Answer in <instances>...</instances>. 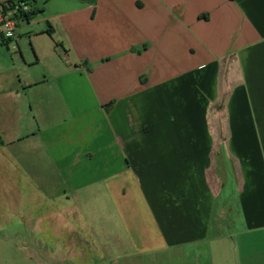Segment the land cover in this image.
<instances>
[{"label": "crops", "instance_id": "0c3cea01", "mask_svg": "<svg viewBox=\"0 0 264 264\" xmlns=\"http://www.w3.org/2000/svg\"><path fill=\"white\" fill-rule=\"evenodd\" d=\"M32 5L17 19L18 81L0 82V182L19 198L15 171L31 185L54 175L46 193L60 207L40 217L64 231L87 218L83 205L141 216L150 229L126 231L120 251L248 264L244 244L264 242V0Z\"/></svg>", "mask_w": 264, "mask_h": 264}, {"label": "rangeland", "instance_id": "374dc122", "mask_svg": "<svg viewBox=\"0 0 264 264\" xmlns=\"http://www.w3.org/2000/svg\"><path fill=\"white\" fill-rule=\"evenodd\" d=\"M19 62H22L21 57L18 52L13 51L11 44L7 46L0 43V72L4 71L0 74V82L5 81L10 84L12 79L18 81V69L15 64ZM20 94L21 96H13V103L17 106L19 113L17 125L23 127L28 121L29 105L27 94L24 92ZM9 95L12 96V94ZM2 176L0 264H115L116 262V264H190L191 262L189 257H184L186 256L184 251L178 255H171L174 251H167L161 245L160 249L153 251L132 246L120 251L119 248L125 244L128 231L133 234L132 230L135 228L140 231L150 229V224L139 215H136L134 220L121 221V217L118 219L116 216L108 219L105 213L91 214L87 206L83 205V210L88 214L87 218L83 217L82 219L85 220L81 224L73 222L74 227L68 231L59 229L54 217H40L41 213L54 212L60 207L58 201L55 202L47 196V193L51 195L58 191V189H50L53 185L49 184V181L54 175H49L47 186L40 184L39 175L37 177L34 175V183L31 185L26 180L29 175L15 171L12 174V180L15 182L13 186L20 189L19 198H17L18 191L7 186L8 183L4 179L7 176ZM46 187L49 190L45 189ZM34 194L35 196L39 194L41 199L33 200ZM231 207L233 215L236 216L234 200L231 202ZM106 223L112 225V228L114 226L118 228V236L114 235L115 232L99 231L95 228V226L106 227ZM252 241V243L244 244L242 251L249 256L248 264H264V242L258 236Z\"/></svg>", "mask_w": 264, "mask_h": 264}, {"label": "built area", "instance_id": "2783aa9c", "mask_svg": "<svg viewBox=\"0 0 264 264\" xmlns=\"http://www.w3.org/2000/svg\"><path fill=\"white\" fill-rule=\"evenodd\" d=\"M29 6L26 3L1 4L0 5V41L9 42L13 50H16L15 38L17 37V19L19 11H26Z\"/></svg>", "mask_w": 264, "mask_h": 264}, {"label": "trees", "instance_id": "16d2710c", "mask_svg": "<svg viewBox=\"0 0 264 264\" xmlns=\"http://www.w3.org/2000/svg\"><path fill=\"white\" fill-rule=\"evenodd\" d=\"M16 1V0H15ZM14 0H7L4 2V4H11V3H15ZM17 3H26L29 6V9L26 11H19L18 14L19 15H15L16 19H24V20H28L32 14L35 13V10L33 9V5H32V0H17ZM3 4V3H2ZM1 44H6L8 46L9 42H4L3 40L0 41Z\"/></svg>", "mask_w": 264, "mask_h": 264}]
</instances>
